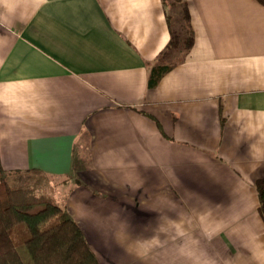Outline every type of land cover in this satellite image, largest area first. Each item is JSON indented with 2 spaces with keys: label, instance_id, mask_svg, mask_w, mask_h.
I'll return each mask as SVG.
<instances>
[{
  "label": "crops",
  "instance_id": "crops-1",
  "mask_svg": "<svg viewBox=\"0 0 264 264\" xmlns=\"http://www.w3.org/2000/svg\"><path fill=\"white\" fill-rule=\"evenodd\" d=\"M185 1L149 88L165 0H0V165L64 177L100 264H264V0Z\"/></svg>",
  "mask_w": 264,
  "mask_h": 264
},
{
  "label": "trees",
  "instance_id": "trees-1",
  "mask_svg": "<svg viewBox=\"0 0 264 264\" xmlns=\"http://www.w3.org/2000/svg\"><path fill=\"white\" fill-rule=\"evenodd\" d=\"M182 12L180 36L168 14L171 39L155 59L148 63L147 85L155 87L163 75L183 61L194 43V31L186 1L165 0ZM183 35V36H182ZM20 170L0 165V264H26L18 247L23 244L33 264H100L85 232L67 209L48 191H36L29 185H17L12 178ZM260 212L264 219V178L257 180ZM19 234H24L20 240Z\"/></svg>",
  "mask_w": 264,
  "mask_h": 264
},
{
  "label": "rangeland",
  "instance_id": "rangeland-1",
  "mask_svg": "<svg viewBox=\"0 0 264 264\" xmlns=\"http://www.w3.org/2000/svg\"><path fill=\"white\" fill-rule=\"evenodd\" d=\"M170 11H172V25L173 29L176 33V36H180V30H181V24L184 22L182 19V12L179 10V7L177 8H169ZM183 36V35H182ZM77 166H80L79 163ZM64 177H57V176H51V175H43L39 173H32V174H25L22 173L21 175L12 178V182L17 184V185H29L34 187V189L38 192L44 190V191H49L56 200L60 201L61 204L65 205V187L61 186L62 184V179ZM58 198V199H57ZM62 198V199H61ZM24 237V234H19L16 236L17 240H20L21 238ZM24 261L26 264H33L30 254L28 253L26 246L21 244L18 247Z\"/></svg>",
  "mask_w": 264,
  "mask_h": 264
}]
</instances>
